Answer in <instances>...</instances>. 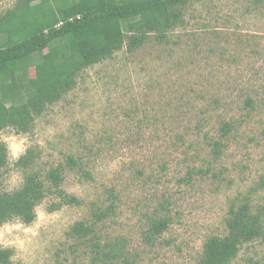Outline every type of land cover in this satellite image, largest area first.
<instances>
[{
	"label": "rangeland",
	"instance_id": "374dc122",
	"mask_svg": "<svg viewBox=\"0 0 264 264\" xmlns=\"http://www.w3.org/2000/svg\"><path fill=\"white\" fill-rule=\"evenodd\" d=\"M17 1L0 0V13ZM181 11L167 40L150 34L123 48L86 69L31 131L0 133L8 152L0 192L22 185L18 161L29 148L43 168L78 160L62 188L79 204L50 211L59 198L48 196L32 223L0 226L17 264H92L69 230L109 205L101 235L121 237L136 264H195L207 237L226 233L232 202L264 204V0H190ZM39 60L30 56L32 76ZM223 121L234 128L222 137ZM149 216L172 220L153 244L144 239ZM256 263L264 264L259 240L230 264Z\"/></svg>",
	"mask_w": 264,
	"mask_h": 264
},
{
	"label": "trees",
	"instance_id": "16d2710c",
	"mask_svg": "<svg viewBox=\"0 0 264 264\" xmlns=\"http://www.w3.org/2000/svg\"><path fill=\"white\" fill-rule=\"evenodd\" d=\"M190 0H18L0 13V133L12 127L17 133L31 131L35 120L49 106L61 101L77 84L82 73L123 48L141 47L150 34L159 41L183 24L182 7ZM45 49L47 51L45 52ZM40 53L34 65L29 59ZM251 104V101H249ZM234 126L223 121L221 135ZM215 156L221 155L223 143H212ZM37 154L29 148L18 161L24 169L22 185L0 192V226L19 218L32 223L36 208L46 197L54 201L50 211L63 205L79 204V199L62 188L67 169L78 165L69 156L49 167L36 164ZM8 162L7 146L0 141V169ZM112 206L94 211L91 220L76 222L69 234L77 247L90 249L92 264H136L118 236L101 235L99 222L111 215ZM171 218L148 217L144 239L153 244L170 226ZM226 233L211 234L195 264H230L241 246L259 240L264 243V204L254 206L247 196L229 207ZM12 248L0 244V264H17ZM257 264V263H256Z\"/></svg>",
	"mask_w": 264,
	"mask_h": 264
}]
</instances>
